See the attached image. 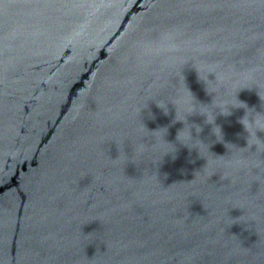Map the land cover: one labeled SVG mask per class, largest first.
<instances>
[{
  "label": "water",
  "instance_id": "95a60500",
  "mask_svg": "<svg viewBox=\"0 0 264 264\" xmlns=\"http://www.w3.org/2000/svg\"><path fill=\"white\" fill-rule=\"evenodd\" d=\"M0 264H264V0H0Z\"/></svg>",
  "mask_w": 264,
  "mask_h": 264
},
{
  "label": "clouds",
  "instance_id": "9594fccd",
  "mask_svg": "<svg viewBox=\"0 0 264 264\" xmlns=\"http://www.w3.org/2000/svg\"><path fill=\"white\" fill-rule=\"evenodd\" d=\"M169 50L174 51L175 46L169 45ZM237 101H239L238 98H237ZM244 105L245 104L241 101H239V103L237 104H231L227 106H222V105L217 104V105H213L210 110L199 111V112L193 111L189 114L188 117L192 116L193 114H197V113L203 116L205 118L204 122L212 126L211 134L215 136L217 141H221V138L223 139L222 130L220 126L215 123L217 115H225V116L230 115L231 109L233 108H245V113H246L247 108ZM178 121H182V120H178ZM182 122L184 123V126L178 131L177 137H176V140L179 144L187 146L189 148V143L194 142L197 138L199 139V144H207L205 141L199 138L198 134L201 131V128L199 126L189 123L190 126L186 127L185 122L184 121ZM193 128H195V131L197 133V135L195 136L193 135ZM166 132H165V135H166ZM165 135H164V139H165ZM165 141L168 145H170V147L164 152L163 155L165 156L167 154H174L176 151V145L168 142L166 139ZM194 148L198 150L199 145H197Z\"/></svg>",
  "mask_w": 264,
  "mask_h": 264
}]
</instances>
